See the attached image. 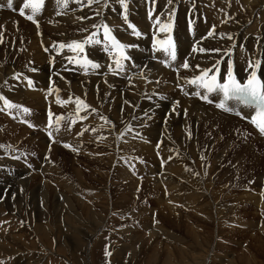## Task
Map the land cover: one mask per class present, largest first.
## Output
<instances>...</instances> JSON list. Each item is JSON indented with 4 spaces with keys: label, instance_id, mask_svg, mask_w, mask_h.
Returning <instances> with one entry per match:
<instances>
[{
    "label": "bare ground",
    "instance_id": "bare-ground-1",
    "mask_svg": "<svg viewBox=\"0 0 264 264\" xmlns=\"http://www.w3.org/2000/svg\"><path fill=\"white\" fill-rule=\"evenodd\" d=\"M126 2L128 6V21L138 27L139 31L143 34L140 37H136L131 34V29L128 28L127 23H125L122 18L123 9L118 3V0H109V3L106 7L103 6L104 0H100L99 3H93L88 7L90 11L87 7L84 10L81 4L77 3V0H68L67 7L62 6L63 0H48L43 12V16H40V19L42 20L40 23L41 26L38 27L31 22H24L23 19L20 18L21 16L17 14L13 15L8 12H0V28L3 27V29H6L10 34V40L5 43V47H1L2 52H0V58L2 60L0 63V91L3 89L5 92L2 95L11 102L23 105L24 107L29 105L32 107V109H34L33 115L29 114L28 116L26 115L27 113H24L22 110H20L19 113L15 111V109H5L3 101L0 103V109H5L0 111L3 113L0 117V134H4L6 132V127L7 129H11L9 132L11 137L7 138L6 140L7 143L14 145V148L8 149L12 150V153L0 151V209H6V207L12 206L16 207L17 205L25 203L26 193L28 192L30 197L35 201V204H30L29 206H32L35 210L36 208L38 209V211L36 210V214L33 217L37 219V222H39L38 224L40 225V232H38L41 233L43 238H50V240L54 238V236L53 238L49 237L50 230L48 231V229L42 227L41 224L42 222L48 221L45 219L46 217H49V211L46 213L44 210L52 201L54 204V208H51L53 217H57L62 214L64 210L62 207L65 208V206L62 205V198L69 196L66 194L67 192H63V189L67 188L69 191H74L73 193L77 194L76 204H69L68 202L71 207L70 209H72V211H77V214L75 213L71 215V220L73 221H81L85 219L86 222V219L91 220V216H88L90 213V209L88 208L91 207L93 208L98 205L103 207L115 205L116 207L120 201L118 198L115 199L113 197V193L115 194L118 192L120 195H122V197L120 196L123 200L122 202H125L129 198L128 196L131 195L132 190L137 186L136 182L138 177L142 178L144 176L148 179L152 177V175L155 176V174L161 170H158L156 165H154L153 160H155V157L158 154H160L162 157H166L171 153L170 150L172 148L176 149L180 144L187 140L186 134L189 135V133L187 131V125L185 124L186 119L195 121L201 119L204 121V123L211 124L216 133H222L224 134V138L229 139V144L235 143L236 141L243 142L244 144L247 143V148L244 145V156L247 155L245 156L246 158H250L252 156L255 157V150L258 151L259 147H264V139L260 137L250 127L249 124L244 123L234 117L224 115L215 110L213 107H210L209 109L201 107L200 102H203V100L194 94L197 92V90L190 89L188 87V81L191 79V77L199 74V70L195 68V65L199 64L201 68H208L217 60L220 61L222 73H225L229 59L232 60L233 65H235L237 62H244L246 59H249V57L252 61L261 59L262 64L259 70L264 73V0H171V3H169V0H155L154 3L152 0H126ZM23 3L24 0H21L15 6L16 12L20 13L19 9L23 6ZM239 4H241L243 7L240 8ZM234 7L237 10H235ZM150 10L152 11L151 18L148 15ZM25 12L28 14L30 11L29 9H25ZM97 12H99V15L96 14ZM173 12L174 15L171 21L173 22V29L171 35L178 42L179 57L175 63H170V66L166 67L174 69L179 68L182 74L188 75L186 80H180L177 78L174 72L159 67L156 61L158 58H162L161 62L169 60V58L164 56L162 51L159 50L158 46L154 49L152 43L154 35L157 37H162L164 35L158 31L159 25L156 23V18L159 17L160 23H166L168 22L169 14ZM257 13H261V15L257 16ZM36 16L38 17L39 13H36ZM78 17H86V19L79 20ZM45 19L49 21L45 22ZM248 19L250 22L247 21ZM223 20L225 23L222 28H219L217 22ZM104 22H106L112 28L113 34L116 35L119 40L126 44L134 45L127 50L131 60L124 62V67L122 70H118L116 68L111 54L104 50L103 44H93L86 47L85 54L87 57L100 65L98 69H92L89 67L87 72H85V70L79 64L68 61V56L75 55L69 49L65 48L57 51L59 43L63 42L67 44L72 40H82L85 36L94 31L91 25L101 24ZM215 25L216 27L214 28V34L212 36H208V32L212 30L213 26ZM43 27L44 29H42ZM81 28H88L89 31L82 32L80 31ZM39 31H42L43 33L39 34ZM126 33H129V35ZM23 34L26 35L25 44L23 42ZM201 37L206 38L201 39ZM40 44L41 47L43 46L42 49ZM194 44L198 48L203 47L206 49H217L215 47L218 45V49L221 51L204 53H200L198 51L193 52L192 47ZM53 45H56V47H53ZM25 47L26 50L24 49ZM45 48L48 49L47 52L44 50ZM184 59L189 60V69H183L179 67L180 61L183 63ZM46 60H50L48 65H46ZM250 71L251 69L249 68L247 72ZM17 75H19V78H16ZM27 78H32L34 80V83H32L31 86L28 85ZM157 79L160 81V83L157 82ZM51 88H54V91H50ZM173 88H177L178 93L171 91ZM201 94H203V92H201ZM57 97H59L61 101L60 103H57ZM69 97L72 98L71 101L69 100ZM76 98H80L90 107L88 109L81 107L80 112L77 113L75 104ZM176 101H179V104L175 106V111H173V106ZM157 103L160 104L157 105ZM91 109H96V111L93 112ZM44 110H51V112L54 111L56 113V118L54 121H52L51 126H49V120L47 118L49 117V113L45 114L47 119H44L42 116ZM17 113L18 117H16ZM60 116L64 118V121L62 124H60L62 126L61 128L57 127L58 125H55V121ZM81 116L86 118L79 119ZM101 117H106L108 122H105V120L101 119ZM22 118H27L29 120L28 122H22ZM73 121L75 122L72 123ZM26 129L27 131H31V129H33L34 131L32 130L33 132L27 133ZM126 129H130V131ZM231 129H233L232 134ZM49 132H51V136H49ZM6 133L4 135H6ZM52 140L54 141L56 147L49 146L48 143ZM3 141L5 140L0 137V145H2ZM159 141H162L164 146L168 144L169 149L159 148ZM82 142H85V145H82ZM17 144H26L28 147H30V151L29 149L20 147ZM65 144L70 145L71 147H65ZM89 144L93 145L94 147L86 146ZM63 148L69 151H72L74 148L76 151L79 150L81 153H85L87 155L86 157L88 158L87 164L93 165L92 167H94L93 169H95L97 173L94 174L92 171L89 172L87 170L88 166L87 169L84 170L83 166L80 165L79 167H74V164H69L70 168L63 169L64 171L62 172V169H59V167L62 165H58L60 160L64 161V163L69 162V159L65 160V154L62 150ZM19 149H21L20 152H28L30 156L33 155L36 159L34 160L32 157L31 161L30 158H23L20 153H15V151L17 152ZM188 149L191 150L192 155L198 154V152H196L197 149L195 144H190ZM61 154L63 155V158L58 160V156ZM201 156L203 155L201 154ZM76 158L77 157H75V159ZM34 162H36V167H32ZM79 162L83 163L81 161ZM184 162L187 164L188 161ZM177 163H179V161ZM181 167L182 165L179 166V164H176L173 169L181 173L183 172ZM197 169H199V167ZM30 171L34 172V174L32 173L33 175L31 174L32 176L30 175L31 177H28ZM195 172L196 171H194V173ZM134 173H136V176H134ZM60 174H71L72 176L78 178V180H81L82 186L73 187V185L68 184L69 181L66 180V183H62V181L61 183L58 182L57 179ZM162 176H164V174H162ZM90 178H92V180L89 182ZM183 178L185 179V177ZM206 178L208 180V177ZM31 180L35 181L32 183ZM49 181H54L56 183H53L54 185L49 188ZM209 181L208 184L210 183ZM219 183L221 182H218V184ZM206 184L205 188L208 186H206ZM163 185L165 188L169 189L168 187L170 186V183L168 181H164ZM171 185H175V183L173 182ZM146 186L152 187V183L150 185V181L147 180ZM172 188L175 189L176 186H172ZM179 188L177 187L176 189L178 190ZM110 189H113V191L111 192ZM151 190H153V187ZM219 190L222 189L220 188ZM129 191L130 194H128ZM157 191L153 190L155 193V196L152 193L154 196H152L153 202H159L162 204L163 209L167 210V212L169 211L171 215L174 214L178 216L183 212L181 211L182 207L187 208L188 204L200 201H198L199 197L194 196L197 194L190 196H187L186 194L185 196L181 197L172 192L173 194L169 195L170 197H168V195L164 197L160 191ZM224 192L226 193L225 190ZM200 193L201 192H199L198 195ZM247 194L249 195V199L252 201L254 206H258V208L264 207L263 198V200L259 199V197H257L254 192H248ZM48 195H50V198H48ZM216 199L218 201H215ZM216 199L213 201L214 204L210 203L214 206L211 207L209 205L211 208L208 211L202 209L204 206L201 207L200 205L198 207L194 206L195 208L188 209V212L197 216L199 214L201 215L207 213V215H210L209 217L213 220L215 217L222 218V224L224 225L226 224L225 218H230L233 216L234 209L229 208V210L225 213L224 209H227L231 202H229L228 199L226 200L224 197L219 200L217 196ZM23 205L25 207L27 206L25 204ZM81 210L86 212V214H84L85 217L83 216V218H81ZM79 212L80 214H78ZM108 214L113 216V212H109ZM23 215L20 216L23 217ZM184 215H187L185 217L187 218L186 221L189 223L198 220L197 216L194 218V216H188V213ZM17 216H19V214ZM146 216L149 217L150 215ZM6 218L5 220L7 221ZM180 218L170 216L167 221L173 223L171 227L174 229H171V231L165 229V232L163 233L165 236H169L172 241L174 240V242L182 239L181 237L177 236L178 230H187V228H182V224H186L188 222H183L180 220ZM93 219L96 220L97 217L93 216ZM66 220L67 219L65 218L64 221ZM64 221H62V223ZM83 222L84 221H82V223ZM85 222L84 224L81 223V225L87 226V229H89V226L86 224L91 223V221H88L86 224ZM58 223H60L59 220ZM69 223L70 222L65 223L68 224L66 229L68 232L63 236L66 238L65 240H67L68 245L73 247L75 239L78 241H82L83 239L82 237L80 238V236L77 237V235L82 234H75L74 231L71 230ZM229 223L231 226H236L237 224L234 218L232 220L230 219ZM229 223L227 224L229 225ZM185 224L184 227L186 226ZM194 224L196 225V223ZM203 224L199 223L197 226L203 230L205 228ZM258 224L260 227H258ZM0 225L2 224L0 223ZM50 225H48L49 229H51ZM6 226H3V228H6ZM11 226H13V224H11ZM238 226L241 228L258 227V230H261V234L254 232L255 234L253 233V235L250 237L246 236V242L253 244V242L257 241L258 244L256 246L261 249L264 248V235L262 233L264 231V222L262 223L260 220L255 222L243 221V223ZM155 227H157V225ZM34 228H36V225ZM57 229H59V226ZM91 229L93 228L91 227ZM78 231L84 234L87 232L85 227L79 228ZM196 233L198 234L197 231ZM200 234L202 236V233ZM51 235L53 234L51 233L50 236ZM8 236L10 235H7V237ZM150 236L152 235L150 234ZM1 238L3 239V237ZM1 238L0 241H2ZM9 238L11 240V237ZM90 239L92 238L90 237ZM193 240L195 239L193 238ZM179 242H181V240ZM218 242V252L216 251L215 253L214 251V255H212L213 252L211 253V255L214 256L212 259H215V261L218 263L264 264L263 261L256 259V256L262 253L259 252L255 247L236 249L233 246L230 251L228 248L230 243L227 242L225 248L230 252L228 251L223 253L221 252L223 249L220 250L219 248H222L223 244L225 243L222 240H218ZM7 243L11 244V241H7ZM78 243L76 244L78 248L80 247L81 254H86L88 250L87 244L86 246H78ZM196 244L200 246L202 245L200 241H197ZM66 246L63 245V247ZM203 247L204 246H201V248ZM20 248H23V246ZM56 248L57 247H55V249ZM18 250L22 251L21 249ZM202 251L203 252L198 251L196 253L190 252L191 254H187L188 256L184 251H179L178 253H175L176 251L169 253L167 262H165V264H179V262H182L183 264H200V261L197 260V258L200 256L201 259H203L202 264H204L207 262L205 260L208 258L206 257L207 251L208 253H210V251L209 249L205 248ZM236 251H239L238 256L236 255L235 258H231L232 254L236 253ZM7 252L9 253V251ZM16 252L17 251H15V253ZM1 253L2 252H0V254ZM27 253H30V251ZM221 253L226 255L223 256ZM39 254L42 255V253ZM75 254L77 255V253ZM180 254L182 256L184 255V259L178 260V262L177 258L180 256ZM21 258L22 256L19 257V259ZM77 258L83 259V255ZM23 259L20 260L19 263H22ZM38 261H40V259Z\"/></svg>",
    "mask_w": 264,
    "mask_h": 264
},
{
    "label": "rangeland",
    "instance_id": "rangeland-1",
    "mask_svg": "<svg viewBox=\"0 0 264 264\" xmlns=\"http://www.w3.org/2000/svg\"><path fill=\"white\" fill-rule=\"evenodd\" d=\"M80 4H81V6L83 7L84 10L86 9V7L87 8L89 7V5L87 3V0H84V1L82 0V2ZM239 7L241 8L243 6L241 4H239ZM88 10H89V8H88ZM235 10H237V9L235 8ZM40 14H39V17L43 16V13H40ZM256 15L260 16L261 13H257ZM23 21L27 22L24 19H23ZM48 21L49 20L45 19V22H48ZM247 21L250 22L249 19ZM41 22H42V20H40V23ZM40 23L38 24V26H41ZM224 23H225L224 20L223 21H218L217 22L218 27L222 28ZM172 24H173V22H172ZM215 27H216V25H215ZM42 29H44V27ZM38 33L42 34L43 32L39 31ZM9 40H10L9 32L6 29H3V27L0 28V52H2L1 51V47L2 48L5 47V43L8 42ZM25 41H26V35L23 34V42H24V44H25ZM40 47H41V44H40ZM42 48H43V46L41 47V49ZM24 49L26 50V47ZM1 61L2 60L0 58V63H1ZM157 63H159V62H157ZM16 64H17V62H16ZM48 64H49V61L46 60V65H48ZM162 68H164V67H162ZM176 76L179 77L178 73H176ZM157 82L160 83V81H158V79H157ZM173 90H174L175 93L178 91L177 88H175ZM4 92L5 91H3V89H2V91H0V94H3ZM0 103H1V101H0ZM159 104L160 103H157V105H159ZM15 111L19 112L20 110L15 109ZM2 114L3 113L0 112V117H1ZM26 115L29 116V113H27ZM43 117H45L44 114H43ZM63 119L64 118H61L60 122H63ZM27 120L28 119H25V121H27ZM199 120L195 121V120L186 119L185 120L186 121L185 124L187 125V131L189 133V135L186 134L187 135L186 136L187 140L184 141L182 144H180L176 149L172 148L170 150L171 153L169 155H167L166 157H162L160 154H158L155 157V160H153L154 161V165H156L158 170L161 169L163 171L160 170L159 172H157L155 174V176L152 175V177H150L148 179H147V177H144V176L142 178L138 177L137 178V182H136L138 187L136 186L132 190L131 195L128 196L129 198L125 202H122L123 201L121 199L122 195H120L118 192H116L115 194L113 193L112 194L113 197L115 199L118 198L119 201H120L116 205V207H115V205H113V206L109 205V206H104V207L101 206V205H98V206H95L93 208L92 207L88 208V209H90V213H89L88 216H91V220L90 219H86V222H85V219H83L81 221H78V220L73 221V220H71V215L75 214V213L77 214V211L76 210L72 211V209H70L71 207H70L69 204H73V203L76 204L77 203V200H76L77 194L76 193L74 194L73 193L74 191H71V190L69 191L67 188L63 189V192L64 193L67 192L66 194H68L69 196L62 198V203H63L62 205L65 206V208L62 207V209H64V210H63L62 214H60L61 217H60V215L57 216V217H53L52 212H51V208H54L53 201L50 203L51 205L48 204V207H46L45 210L43 209L44 211H46V213H48L47 211H49V217L48 218L46 217V219H45V220H48L47 222L45 221L47 224L45 222H42L41 226L47 228L48 231L50 230L49 231V237L53 238V236H54V238L51 239V240H50V238H43L41 233H39L40 232V230H39L40 225L38 224L39 222H37V219L33 217L36 214V210L38 211V209L36 208V210H35V209H33L32 206H29L30 204H35V201H34L33 198L30 197L28 192L26 193L25 203H23V204L27 205L26 207L23 204H21V205H17L16 207L12 206L13 208L12 207H6V209H4V208L0 209V213H1L0 214V218H1L0 219V223L3 226H6L8 224L6 226V228L5 227L3 228V226L0 225V234H1L0 238L3 237V239L1 238L2 241H0V252H2L0 254V256H1L0 257V264H4V263L5 264H24L25 262H26L25 264H36L37 262H38L37 264H47V263L48 264H82V263L83 264H165V262H167V257L169 255V253H173L175 251H176L175 253H178L179 251H184L186 253V255L187 254L189 255L192 252L193 253H196L198 251L203 252L202 250H204V248L205 249H209V251H210V253H208V251H207L206 257H208V258H207V260H205L207 262L204 263V264H215V263L217 264L218 262H216L215 259H212V258H214V256H212V255H214V251L216 253V251H217V249L219 247L218 246V243H219L218 240H222L225 243V244H223L222 248H219L220 250L223 249L221 251L223 253L229 251L228 249L225 248V245H226L227 242L230 243L229 246H228L230 251H231V248L233 246L236 249L255 247L256 249H258L259 252L262 253V254L256 256V259L261 260L264 263V248L261 249V248L257 247L256 246L258 244L257 241L253 242V244L252 243L249 244V242H246V236L250 237L251 235H253L254 232L261 234V230H258V227H260V225L258 224V227H249V228H245V227L241 228V227L238 226V225L242 224L243 221L255 222L257 220H260L262 223L264 222V218H263L264 217V207H261V208L259 207L258 208V206H254L252 201L249 199V195L247 194L248 192H254L257 195V197H259V199H262V198L264 199V197H263L264 196V149H263L264 147H261V148L259 147L258 151L255 150V152H256L255 153V155H256L255 157L252 156L250 158H246L245 156H247V155L244 156V153H245L244 150H245V146L247 148V145H246L247 143L244 144L243 142H239V141L237 142L236 141L235 143H230L229 144L228 143L229 139L224 138V134L216 133L214 128H213V126L211 124L204 123V121H202L201 119H199ZM72 123H74V122H72ZM56 126H57V124H56ZM58 126H60V125H58ZM17 129H19V128H17ZM5 130L7 132V133L5 132L6 135H4L5 133L4 134H0V137L5 140L2 143V145L4 147L0 148V151L1 152L4 151V152H7V153L8 152L12 153V150H8V149L9 148H14V145L13 144L11 145V144L7 143V140H6L7 138L11 137V135L9 133L11 129H7V127H6ZM0 132H1V129H0ZM26 132L30 133V132H33V131L32 130L31 131H27V129H26ZM232 133H233V129H231V134ZM4 142H5V144H4ZM52 142H53V140L51 141V143ZM51 143L50 142L48 143L49 146H51V147L55 146L56 147L54 142L52 143L54 145H51ZM190 144H195V147L197 149L196 152H198V154L192 155L191 150L188 149ZM216 144H218V145H216ZM17 145H19L20 147H23V148L25 147L26 149H29V151H30V147H28L26 144H17ZM82 145H85V142H82ZM86 146L94 147L91 144L86 145ZM158 147L159 148H168V144L166 146H164L163 142L159 141L158 142ZM199 149H200L201 152L199 151ZM20 150L21 149L17 150V152L15 151V153H20ZM62 150H63V152L65 154V156H64L65 160L69 159L68 163H64V161L60 160V158L61 159L63 158V155L61 154V155H59L60 157L58 156V160H60V162H59V164L58 163L57 164L58 165H60V164L62 165V166L59 167V169H62V172L64 171L63 169L70 168L69 164H74L73 165L74 167H79L80 165L83 166L84 170L87 169V166H88L87 170L89 172L92 171V173H94V174L97 173V171H95V169H93L94 168V167H92L93 165L87 164L88 163V158L86 157L87 155L85 153H83V152L81 153V151H79V150H78L79 152L78 151H73V150L69 151V150L64 149V148ZM178 151H180V152H178ZM259 151H261V152H259ZM177 153H178V155H177ZM26 154L28 155V153H26V152H22L21 153V155L23 157H26L27 156ZM201 154L203 156H201ZM159 156H161V157H159ZM188 156H190V157H188ZM32 157L34 158V160L36 159L32 155V156L29 157L31 159V161H32ZM75 157H77V158L75 159ZM171 158H173V159H171ZM77 159H78V161H77ZM184 159H186V160H184ZM190 159H192V160H190ZM193 159H195V160H193ZM183 160L184 161H188L190 164L188 162L186 164ZM79 161H81L83 163H80ZM178 161H179V163H177ZM145 162H147V161H145ZM167 162H168V164H167ZM172 162H174V163H172ZM180 162H181V164H180ZM182 162L185 163V164H183ZM176 164L177 165L179 164V166L182 165L181 168H182L183 172L180 173V172L176 171L175 169H173V167ZM192 164H194V165H192ZM241 164H242V166H241ZM36 166H37L36 162H34L32 167H36ZM171 166H172V168H171ZM198 167H199L200 170L197 169ZM191 168L192 169L194 168V169L192 170ZM93 171H95V172H93ZM169 171H170L171 174L169 173ZM194 171H196V172L194 173ZM208 171H209V173H208ZM32 173L34 174V172L30 171L28 177H31L33 175ZM178 173H180L181 175H183V174H185V175L181 176ZM162 174H164V176H162ZM60 175L58 176V179H57L58 182L61 183V181H62V183H64L65 180H66V181H69L68 184L73 185V187H76V186L77 187H81L82 186L81 180L80 179L78 180V178L72 176L71 174L61 175V176ZM134 176H136V173H134ZM154 177H156V178H154ZM157 177H158V179H157ZM183 177H185V179ZM206 177H208V180H207ZM139 178H140V180H139ZM59 179H60V181H59ZM153 179H154V181H153ZM155 179H157V180H155ZM204 179H206L207 181L204 180ZM217 179H218V181H217ZM91 180H92V178L89 179V182ZM147 180L150 181V185L152 183L153 190H156V191L158 190L157 192L160 191L164 197L167 196V195H168V197H170L169 195H172L173 193H176L178 196H181V197L185 196L186 194H187V196L197 194V195H194V196L199 197L198 201L199 200L200 201L188 204L187 206L189 208L188 207L187 208L182 207L181 211H183L182 212L183 214L181 213L178 216L174 215V214L171 215L169 211L167 212V210L163 209V205L162 204H160L159 202H156V203L153 202L152 199L155 196V193L153 192V190H151V188H152L151 186H149V187L146 186V181ZM34 181L35 180H31L32 183ZM54 181H49V185H48L49 188L56 183ZM164 181L165 182L168 181L170 183V186L168 187L169 189L165 188V186L163 185ZM172 181L175 183V185H171V183H173ZM208 181L210 182L209 184H208ZM218 182H221V183L218 184ZM161 183H162V185H161ZM205 184H206V186L208 185L206 188H205ZM221 184H222V187H221ZM219 185H220V187H219ZM172 186H176V188L177 187L178 188L181 187V188H179L177 190L176 188L175 189L172 188ZM188 187H189V189H188ZM216 188H218V189H216ZM220 188L222 190H219ZM170 189L171 190L174 189V190L171 191ZM204 189H205V191H204ZM210 189H211V191H210ZM110 190H111V192L113 191V189H110ZM149 190H151L152 192L149 191ZM162 190H163V192H162ZM175 190H177V191H175ZM190 190H191V192H190ZM192 190H194V191H192ZM218 190H219V192H218ZM224 190L226 191V193L224 192ZM164 191H165V194H164ZM202 191H203V193H202ZM199 192H201L199 194L200 196L198 195ZM215 192L217 193V195H216ZM152 193H153L154 196L152 195ZM47 194H50V193H47ZM128 194H130V191L128 192ZM207 194H208V196H207ZM24 195H25V193H24ZM217 196H218V199L220 197L221 198L224 197L226 200L228 199L229 202H231L229 207L227 209H224V211L226 213V211H228L229 208H233L234 209L233 216H231L230 218L229 217L225 218V221H226V224H227V223L230 222V219L232 220L234 218L235 222L237 223L236 226H231L230 223H229V225L228 224L227 225L226 224L223 225L222 224L223 223L222 218H216L215 217L214 220H213L212 218L209 217L210 215H207V213L201 214V215L199 214L197 216L195 214L192 215V214H190V212H188V209L195 208V207H198L200 205H201V207L202 206L205 207V208L204 207L202 208L205 211L210 210V208L214 206L212 204H214L213 201L217 198ZM200 197H202V198H200ZM212 197H213V199H212ZM214 197H215V199H214ZM48 198H50V195H48ZM203 199H205V200H203ZM215 201H218V200L216 199ZM64 202H65V204H64ZM68 202H69V204H68ZM201 203L204 204V205H202ZM210 203H212V204H210ZM197 204H199V205H197ZM2 207H5V206H2ZM178 207H181V206H178ZM249 209H250V211H249ZM28 210H30V211H28ZM148 211H149V214H148ZM109 212L110 213L113 212V216H110L108 214ZM13 213H14V215H13ZM17 213L19 214V216H17L18 215ZM187 213H188V216H194V218H196V216H197L198 220L193 221L192 223H189L188 221H186L187 218L185 216H187V215H184V214H187ZM7 214H9V215H7ZM23 214L25 215V217H24ZM78 214H80V212ZM84 214H86V212L81 210V218H83V216L85 217ZM145 214L146 215H150V216L147 217ZM20 215H23V217L20 216ZM93 216H96L97 219L94 220ZM170 216H175L176 218L182 217V218H180L181 221H183V222L185 221V222L189 223V224L188 223H186V224L184 223L186 225L185 227H184V224H182V228H185V229L187 228V230H182V231L178 230L177 231V236L182 238V239H180L181 242H179L180 240L174 242V240L172 241V239L169 236H165L163 234L165 232L164 231L165 229L166 230H170V231H171V229H174L173 227H171V225L173 223L167 221L168 218H170ZM30 217H32L33 219L30 218ZM5 218L7 219V221L5 220ZM52 218H54V219H52ZM65 218L68 221L67 220L64 221ZM69 218H70V220H69ZM56 219H58L60 223H58V220H56ZM118 220H120V221H118ZM205 220H207V221H205ZM30 221L32 222V224H31ZM62 221H64V222L62 223ZM82 221H84L85 224L88 223V221L89 222L91 221V223L86 224V225L89 226L88 227L89 229H87V226L81 225ZM8 222L10 223V225H9ZM67 222H70L69 224H70L71 230H73L75 234H79V233L82 234V235H77V237L80 236V238L82 237V239L84 240V241L83 240L82 241H78V240L75 239L73 247L68 245L67 240H65L66 238H64V236H63V235H65L68 232L66 230L67 227H68V224H65ZM84 222L82 224H84ZM166 222H168V223H166ZM194 223H196V225ZM199 223H201V224L204 223L203 224L205 226L204 229L207 230V231H205L204 229L203 230L200 229L199 226H197V224H199ZM11 224H13V226H11ZM50 224L52 225V227H51ZM192 224H194V225H192ZM35 225H36V228H34ZM48 225H50L51 229L48 228L49 227ZM156 225H157V227H155ZM174 225H176V224H174ZM58 226H59V229H57ZM149 226H151V227H149ZM81 227H85L86 228V230H87L86 233L87 234L86 233L84 234V233L78 231L79 228H81ZM91 227L93 229H91ZM189 227H191V228H189ZM211 227H212V229H211ZM35 229H37V230H35ZM159 229L162 230L163 232L160 231ZM231 229H232V231H231ZM92 231H93V233H92ZM143 231H144L145 234L143 233ZM196 231L198 232V234L196 233ZM1 232H3V233H1ZM159 232H161V233H159ZM180 232L181 233L183 232V233L181 234ZM192 232H195L196 234L192 233ZM51 233L53 235L50 236ZM200 233H202V236H201ZM248 233H249V235H248ZM262 233L264 235V231ZM150 234L152 236H150ZM206 234H208V235H206ZM7 235H10V236L7 237ZM13 235H15V236H13ZM39 235H41V236H39ZM179 235H181V236H179ZM236 236H238V237H236ZM9 237H11V240H10ZM17 237H19L20 239L17 238ZM90 237L92 239H90ZM192 237L195 240H193ZM14 238H15L16 241L14 240ZM199 239H201V240H199ZM5 240H6V242H5ZM12 240H14V241H12ZM87 240H88V242H87ZM7 241L8 242L11 241V244L7 243ZM52 241H54V242H52ZM197 241H200L202 243L201 246H204V247L201 248L200 245L196 244ZM208 241H210V242H208ZM263 241H261V242H263ZM76 243H78V246H82V245L86 246V244H87V248H88L87 253L86 254H81L80 247L78 248ZM83 243H85V244H83ZM79 244H81V245H79ZM25 245H28V246H25ZM63 245L64 246L67 245L66 247H68V248L63 247ZM188 245H190V246H188ZM22 246H23V248H20ZM52 246H54V247H52ZM13 247H14V249H13ZM17 247H19V248H17ZM55 247H57L58 250H57V248L55 249ZM24 248H26V249H24ZM189 248H190V250H189ZM210 248H212V249H210ZM18 249H21L22 251H20ZM33 249H35V250H33ZM199 249H201V250H199ZM25 250H26V252H25ZM65 250L68 251V252H66ZM7 251H9V253ZM15 251H17L18 253L17 252L15 253ZM29 251H30V253H27ZM78 252H80V253H78ZM106 252L110 253V255H106ZM212 252H213V254L211 255ZM39 253H42V255L39 254ZM75 253H77V255ZM223 253H221V254L223 256H225L226 254H223ZM27 254H28V256H27ZM238 254H239V251H236V253L232 254L231 258H235L236 255L238 256ZM82 255H83V259H78L77 258V257L82 256ZM20 256H22L21 259H19ZM23 258L24 259L26 258V259L24 260ZM22 259H23L24 263L23 262L19 263V261L22 260ZM37 259L38 260L40 259V261H38ZM181 259L182 260L184 259V255L182 256L180 254V256H178V258H177V261L181 260ZM36 260H37V262H36ZM83 260H84V262H83ZM197 260L200 261V264H202L203 259H201V256L198 257ZM126 261H127V263H126ZM208 262H210V263H208ZM184 263H185V261H184ZM179 264H183V263L179 262ZM218 264H221V263H218Z\"/></svg>",
    "mask_w": 264,
    "mask_h": 264
},
{
    "label": "snow or ice",
    "instance_id": "snow-or-ice-1",
    "mask_svg": "<svg viewBox=\"0 0 264 264\" xmlns=\"http://www.w3.org/2000/svg\"><path fill=\"white\" fill-rule=\"evenodd\" d=\"M82 0H77V3H81ZM100 0H87V3L89 6H91L93 3H99ZM154 3L155 0H152ZM68 0H63V7H67ZM109 3V0H104V5L107 6ZM118 3L120 4L121 8L123 9L122 12V18L125 23H127L128 28L131 29V34L140 37L143 34L139 31V29L128 21L127 16V2L126 0H118ZM169 3H171V0H169ZM44 4V0H24L23 6L19 9V12L21 15H25V9L30 8L32 10V15H27V19L30 21H33L34 23L38 22L34 20V15L41 9L42 5ZM8 7H12L11 0L8 2ZM99 15V12L96 13ZM149 17L152 16V11L150 10L148 13ZM174 12L169 14L168 22L166 23H160L159 17L156 18V23L159 25L158 31L159 33H163L164 35L162 37H157L156 35L153 36V48H157L159 46V50L164 51L168 57L169 60H165L163 63L165 66H170V61H175L176 56V44L174 41L173 36L171 35L173 24H172V18H173ZM79 20H84L86 17H78ZM91 27L94 29L93 32L89 33V35L85 36L82 40H72L70 43H59L57 51L61 49H69L72 53H74V56H68L67 59L71 63L79 64L85 72H87L88 68L91 67L92 69H98L100 65L91 59L87 57L86 53V47L91 46L93 44H103L104 50L111 54L112 59L114 60L115 66L118 70H122L124 67V62L130 61L131 57L128 55L127 50L134 45L126 44L119 40L116 35L113 34L112 28L106 23L101 24H93ZM214 28L208 32V36H212L214 34ZM80 31L82 32H88V28H81ZM102 35V39H101ZM223 35V34H221ZM206 37H201V39H205ZM230 38V37H229ZM198 43V42H197ZM53 47H56V45H53ZM46 52L48 51L47 48L44 49ZM193 52H220V49H206L203 47H197L195 44L192 47ZM231 51V50H229ZM262 64L261 59H257L255 61L249 60L248 65L251 69L249 75L247 76V79L244 82H241L239 80L235 73L233 68V62L231 59L227 62V68L226 71L221 77L220 75V61L217 60L215 64H213L211 67L208 68H201L199 64L195 65V68L199 70V75L193 76L188 83L190 85H193L199 89H203V94L201 92L197 91L194 94L197 95L200 99L205 100L209 103H213L212 100L209 99V94H217L222 97V99L219 100L218 103H216V107L219 109H222L226 112H235L236 115L240 116L242 115L241 112L237 111L234 106H231L229 102L235 100L241 105L254 108L255 113L250 117L251 123L259 130L261 134H264V79L261 78V76L258 74L257 69L260 68ZM111 67V66H109ZM183 69H189L190 65L187 61V59L184 60V62L179 66ZM177 72H179V68L175 69ZM16 78H19V75H17ZM222 81V82H221ZM28 85H32V81L28 80ZM51 91V90H50ZM58 91V90H57ZM71 97H69V100L71 101ZM0 101H3L5 105V109L11 110V109H17L22 110L24 113H29L30 109L27 107H24L23 105L16 104L8 100L6 97H4L2 94H0ZM59 97H57V103H60ZM76 104V112L79 113L81 110V107L84 109H88L90 106L87 105L83 100L80 98L75 99ZM179 104V101H176L173 106V111H175V106ZM5 109H0V111H3ZM93 112L96 111V109H91ZM186 114V110H185ZM52 113L49 111V126H51L52 120ZM86 117H79V119H85ZM101 119L107 121L106 117H101ZM61 117H58L56 120L57 125L60 124ZM75 122V121H73ZM129 130L130 129H126ZM49 136H51V132H49ZM65 147H71L70 145L65 144ZM0 147H4L3 145H0ZM73 151H76V149H72ZM106 255H110V253L106 252Z\"/></svg>",
    "mask_w": 264,
    "mask_h": 264
}]
</instances>
